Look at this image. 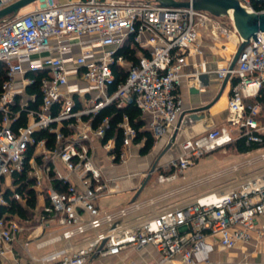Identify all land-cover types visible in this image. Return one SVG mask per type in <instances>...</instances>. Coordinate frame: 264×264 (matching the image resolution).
I'll return each instance as SVG.
<instances>
[{
    "label": "built area",
    "instance_id": "1",
    "mask_svg": "<svg viewBox=\"0 0 264 264\" xmlns=\"http://www.w3.org/2000/svg\"><path fill=\"white\" fill-rule=\"evenodd\" d=\"M15 1L0 0V9ZM239 1L251 10L264 11L256 10L253 0ZM38 2L32 11L0 20V63L7 69L0 94V209L9 204L2 181L22 171L27 161L38 194L34 224L0 214V264L25 232H29L25 244L37 240L39 248L66 241L64 247L34 258V264H86L93 254H118L125 247L141 250L149 245L159 252L160 264L174 259L194 264L208 261L216 245L234 248L263 241L264 146L247 152L248 157L238 163L159 196L113 211L97 204L110 190L94 161L92 142L99 139L112 151L115 141L103 143L109 120L94 127L96 115L109 104L122 106L134 100L157 143L182 113L178 87L188 74L187 53L191 48L199 51L195 44L203 31L229 37L236 33L234 26L230 29L208 11L166 7L157 0L34 3ZM131 36L146 51L135 63L118 54ZM113 65L126 68L128 74L110 93ZM229 65L206 71L220 81L230 74L226 122L186 138L181 152L160 167V182L183 176L200 158L238 137H245L247 144L263 143L262 105L246 99L254 98L264 81V32L250 39L233 69ZM35 84L41 91L40 102L29 108L37 96L27 88ZM21 109L27 110L25 124H17ZM119 126L123 133L120 159L124 161L127 151L140 143L134 142L137 131L127 115ZM42 131L50 135L39 138ZM257 165L256 171L241 176L240 172ZM229 174L235 175L232 184L178 204L155 206L205 180ZM12 191L13 198L26 202L15 188ZM145 209L146 214L128 219ZM54 225L62 231L40 240ZM74 238L76 246L70 244Z\"/></svg>",
    "mask_w": 264,
    "mask_h": 264
},
{
    "label": "crops",
    "instance_id": "2",
    "mask_svg": "<svg viewBox=\"0 0 264 264\" xmlns=\"http://www.w3.org/2000/svg\"><path fill=\"white\" fill-rule=\"evenodd\" d=\"M32 5L30 4L24 7L23 12L32 11L35 8L32 7ZM227 26L230 29L233 28L232 23ZM207 36H205L203 31L195 44L199 48V51H194V48H191L187 53L185 72L188 74L181 78L178 87L182 111L205 105L213 101L219 92L220 86H218V83H215L212 86H203V80L193 73L196 70H199L200 72L215 71L228 64L239 45L240 38L238 34L234 32L229 37ZM195 63H200L201 65L196 68L194 65ZM211 79H214L215 81L216 78L212 75ZM72 86H74L73 82ZM231 86L232 82L229 80L223 90L221 98L208 110L201 112L205 115L202 120L192 123L191 126L185 129L179 130L175 143L160 157L158 162L160 167L181 152V144L186 138L201 133L211 126H220L226 122L228 115L226 100L230 94ZM248 99L251 100L253 98L251 97ZM144 127L148 129L146 123ZM175 127L176 125L170 127L147 154L141 155L139 153V147L134 145L127 151V154H129L128 158L124 161L121 160L120 162L114 161L111 151H108L99 139L93 140L92 154L94 161L97 166L102 169L104 176L108 180L107 184L110 190L109 194L97 199V204L102 210L113 211L133 202L132 199L140 187L144 176L168 144L175 131ZM231 153L238 154L237 151H232ZM240 154L247 155V152ZM188 177L189 175H186L185 171L182 177H178L173 181L163 182L164 190L162 192L150 194L152 191L149 189L147 193L148 196L139 199L144 191L143 190L136 200H146L159 196L183 184V180H186ZM232 183L233 181L223 186ZM148 185L149 184L147 183L146 186ZM207 189H212V186ZM200 191L201 190L198 192L188 191L181 195H177L166 202V205L171 202L178 204L182 201L190 200L195 197L196 194L200 193ZM202 191H205V189ZM163 206L164 205L158 207ZM146 212H148V209L142 211L143 214H146ZM128 219H132V217L130 216ZM61 231L62 229L59 226L54 225L51 228V232H46L40 240L46 239L52 235H57ZM28 235L29 232H25L13 242V251L1 264H34V258H38L48 251L60 249L66 244V241L62 240L39 248L37 246L38 241L32 240L26 245L25 242L28 240ZM70 244L76 246L78 244V239H72ZM86 264H160V254L151 245L146 246L141 250L129 246L123 248L118 254H93L88 258ZM164 264H181V261L179 259H174L167 261ZM194 264H264V240L260 242L254 240L249 243H241L234 248H225L221 245H216L208 261L196 262Z\"/></svg>",
    "mask_w": 264,
    "mask_h": 264
},
{
    "label": "trees",
    "instance_id": "3",
    "mask_svg": "<svg viewBox=\"0 0 264 264\" xmlns=\"http://www.w3.org/2000/svg\"><path fill=\"white\" fill-rule=\"evenodd\" d=\"M253 7L256 10L264 9V1L263 0H253ZM11 14L9 16H13ZM132 36L129 38L127 43H125L119 50L118 54L124 55L129 61L137 62L141 53H146V51L140 49L136 43L133 42ZM7 69L6 67L0 63V94H1V86L2 83L7 78ZM114 71V80L111 84L109 91L113 93L117 90L118 86L122 84L126 78L128 71L124 67H120L117 65H113ZM35 76V75H32ZM27 92L34 94L37 96L35 102H32L29 108H36L40 102L41 91L38 84L30 85L27 88ZM247 102H259L262 105L261 110V118L264 119V81L262 82L256 96L253 99H246ZM127 115L129 118V122L136 129L137 133L134 138L135 143H140L139 153L141 155L147 154L155 145V137L153 133L144 127L145 121L142 116V112L140 108L136 105L134 100L128 102L122 106H118L116 103H112L104 107L100 110V112L96 115L93 126L96 127L99 123H101L105 118L109 120V127L106 130L105 137L103 138V143L107 142L109 139L113 138L114 149L111 151V154H115L114 161L120 162V154L122 152V141H123V133L122 129L119 126L120 122L123 119V116ZM27 118V110L21 109L20 119L17 124H25ZM50 135L47 131H42L38 134L39 138ZM50 140L48 145H53L52 136H49ZM232 146L238 153H246L252 150H255L261 146H264V135H263V143L251 142L249 144L246 143L245 137H238L232 144ZM160 169V167H159ZM29 165L28 161L25 163L24 168L20 172H15L12 175L13 185L15 186V191L20 193L23 198L26 200L25 203H21L12 197L13 191L8 188L5 190L4 195L9 199V204L7 206H2L0 209V214L7 213V216H18L21 219V222L35 223V214L34 209L38 204V194L36 190L33 188L34 179L28 174Z\"/></svg>",
    "mask_w": 264,
    "mask_h": 264
},
{
    "label": "water",
    "instance_id": "4",
    "mask_svg": "<svg viewBox=\"0 0 264 264\" xmlns=\"http://www.w3.org/2000/svg\"><path fill=\"white\" fill-rule=\"evenodd\" d=\"M38 0H17L6 7L0 9V20L11 15L16 14L24 7L37 2ZM161 5L166 7H192L196 10L208 11L215 16H229L232 10V19L234 29L240 38V43L235 50L232 59L230 61V69H233L238 61V58L243 53L245 46L249 43L250 39H256L257 33L264 32V11H255L244 6L239 0H157ZM199 78L203 80V86H212L218 83L219 92L216 97L208 104L194 107L185 111L179 116L176 123L175 131L173 132L171 139L162 151L159 158L151 166L146 177L143 179L140 187L138 188L132 201H135L145 186L149 182L152 174L156 171L160 157L175 143L179 130L185 129L204 118V112L208 110L215 102H217L223 93L228 81L230 80V74H228L222 81L218 79H211V76L207 72H200Z\"/></svg>",
    "mask_w": 264,
    "mask_h": 264
},
{
    "label": "rangeland",
    "instance_id": "5",
    "mask_svg": "<svg viewBox=\"0 0 264 264\" xmlns=\"http://www.w3.org/2000/svg\"><path fill=\"white\" fill-rule=\"evenodd\" d=\"M59 1L61 3H67L69 0H59ZM101 1H105V0H101ZM40 3L41 2L33 3V5L32 4L31 5H32V7H36ZM20 13H24L23 9L19 10V12L16 14H20ZM220 17H221V20H223L226 25H229V24L231 25L232 22H231V18L229 16H220ZM204 33H205V36H207V35L211 36V34L206 30L204 31ZM207 37H209V36H207ZM260 121L262 124H264L263 118H261ZM232 151L235 152L236 150L232 146L231 147L227 146L225 149L215 150V151L205 155L204 157L200 158L193 166H191L188 169V171L186 170V175H189V177L186 178V180L185 179L183 180V184H186L189 181H192V180H195V179H198L201 177L205 178L206 176H209L210 174H212L216 171H220L224 168H227V167L233 165L234 163H238V162H240V161H242L248 157L247 155H243L240 153H238V154L231 153ZM128 155L129 154L126 155V158H128ZM159 167L160 166L158 164L157 170L152 174V177L150 178V180L148 182L149 185L145 187V189H144L143 193L141 194V196L139 197V199H143L144 197L148 196L147 193H148L149 189H151V191H152L150 194H156V193L162 192L164 190L163 182H160L158 179V175L160 173ZM257 167H258V165L240 172L241 176H244L247 173H252V172L256 171ZM146 175L144 176V178L146 177ZM179 177H182V176H179ZM234 179H235V175L229 174V175H226L224 177H221V178H218L215 180H213V179L212 180H205L204 182L198 184L197 186L190 188L189 190H187L183 193H186L188 191L198 192L199 190L202 191L204 189H205V191H207V190H211V189H207L208 187H211V186H212V189H215V188H218L220 186H223V185L233 181ZM183 184H181V185H183ZM1 188L5 189V190L8 188H11V189L15 188L13 185V178L7 177L6 179H4L2 181ZM201 191H200V193L205 192V191H202V192ZM183 193H181V194H183ZM200 193H198V194H200ZM181 194H178V195H181ZM198 194H196V195H198ZM176 196H172V197L168 198L167 200L161 201V202L157 203L155 206L156 207L162 206V205L165 206L166 202H168L169 200H171L173 197H176ZM172 204H174V202H171L167 205H172ZM142 214L143 213H136V214L131 215V217L134 218L137 216H141Z\"/></svg>",
    "mask_w": 264,
    "mask_h": 264
},
{
    "label": "bare ground",
    "instance_id": "6",
    "mask_svg": "<svg viewBox=\"0 0 264 264\" xmlns=\"http://www.w3.org/2000/svg\"><path fill=\"white\" fill-rule=\"evenodd\" d=\"M229 17L232 18V19H234V17H232V10L230 11Z\"/></svg>",
    "mask_w": 264,
    "mask_h": 264
}]
</instances>
